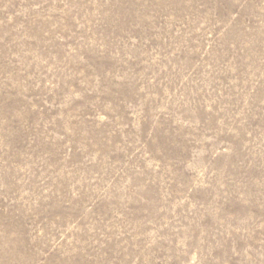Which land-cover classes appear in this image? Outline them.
<instances>
[{
  "label": "rangeland",
  "instance_id": "374dc122",
  "mask_svg": "<svg viewBox=\"0 0 264 264\" xmlns=\"http://www.w3.org/2000/svg\"><path fill=\"white\" fill-rule=\"evenodd\" d=\"M0 264H264V0H0Z\"/></svg>",
  "mask_w": 264,
  "mask_h": 264
}]
</instances>
